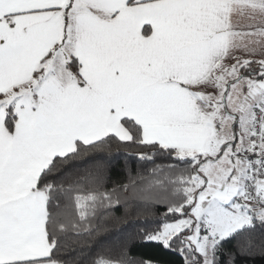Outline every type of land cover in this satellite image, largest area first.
<instances>
[{
	"label": "snow or ice",
	"instance_id": "6c2138e0",
	"mask_svg": "<svg viewBox=\"0 0 264 264\" xmlns=\"http://www.w3.org/2000/svg\"><path fill=\"white\" fill-rule=\"evenodd\" d=\"M0 264H264V0H0Z\"/></svg>",
	"mask_w": 264,
	"mask_h": 264
}]
</instances>
